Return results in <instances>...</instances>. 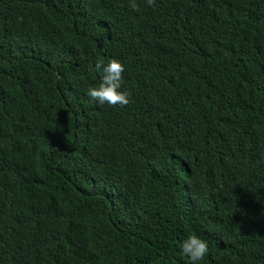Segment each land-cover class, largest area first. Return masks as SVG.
I'll return each instance as SVG.
<instances>
[{"label":"trees","instance_id":"1","mask_svg":"<svg viewBox=\"0 0 264 264\" xmlns=\"http://www.w3.org/2000/svg\"><path fill=\"white\" fill-rule=\"evenodd\" d=\"M134 2L0 0V264H264V0Z\"/></svg>","mask_w":264,"mask_h":264},{"label":"clouds","instance_id":"2","mask_svg":"<svg viewBox=\"0 0 264 264\" xmlns=\"http://www.w3.org/2000/svg\"><path fill=\"white\" fill-rule=\"evenodd\" d=\"M148 5L152 0H146ZM130 6L135 7L134 0H130ZM94 69L99 73V83L90 86L86 90V96L90 101L98 105H110L123 107L129 103L127 92L121 91L122 73L124 67L121 61L109 59L106 63L97 62ZM179 254L186 258L187 264H200L209 252L208 242L200 236L190 233L178 242Z\"/></svg>","mask_w":264,"mask_h":264}]
</instances>
